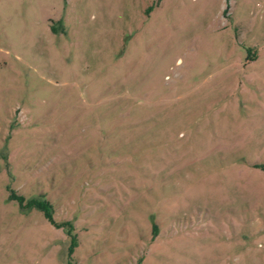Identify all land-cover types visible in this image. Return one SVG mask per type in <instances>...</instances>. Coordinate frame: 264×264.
<instances>
[{"label": "rangeland", "instance_id": "1", "mask_svg": "<svg viewBox=\"0 0 264 264\" xmlns=\"http://www.w3.org/2000/svg\"><path fill=\"white\" fill-rule=\"evenodd\" d=\"M264 0H0V264H264ZM155 226V235L152 228Z\"/></svg>", "mask_w": 264, "mask_h": 264}, {"label": "trees", "instance_id": "2", "mask_svg": "<svg viewBox=\"0 0 264 264\" xmlns=\"http://www.w3.org/2000/svg\"><path fill=\"white\" fill-rule=\"evenodd\" d=\"M264 169V166L262 167ZM11 199H16L21 209H32L35 208L38 211H41L44 215V217L47 219V221L56 229H61L65 235L67 236V239L69 240V245L67 249V255H68V262L67 264L71 263V256L74 252V249L76 248V235L74 233V226L70 221H63V222H56L53 218V209L51 204L43 198V196H39L38 198H31L25 201L24 204V198L22 196H16L11 195ZM156 228L153 226L152 233L155 235Z\"/></svg>", "mask_w": 264, "mask_h": 264}]
</instances>
